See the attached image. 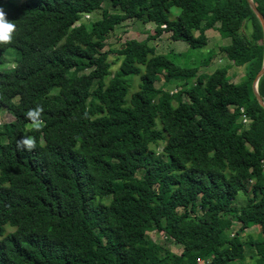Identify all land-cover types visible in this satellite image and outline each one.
<instances>
[{
    "label": "trees",
    "instance_id": "obj_1",
    "mask_svg": "<svg viewBox=\"0 0 264 264\" xmlns=\"http://www.w3.org/2000/svg\"><path fill=\"white\" fill-rule=\"evenodd\" d=\"M254 3L264 16V0ZM0 6L16 25L12 41L0 43V110L14 117L0 124V264H231L248 256L264 264V106L253 88L264 30L247 0ZM95 12L100 19L81 22ZM129 20L152 22L151 39L170 34L191 49L206 47V32L217 29L231 41L221 51L245 66L247 80L232 82L229 67L199 74L147 40L105 50ZM114 53L121 64L113 73ZM134 76L139 91L128 99ZM259 93L264 101V74ZM28 137L36 147L18 148ZM151 226L181 253L150 239ZM255 227L261 238L244 239Z\"/></svg>",
    "mask_w": 264,
    "mask_h": 264
},
{
    "label": "rangeland",
    "instance_id": "obj_2",
    "mask_svg": "<svg viewBox=\"0 0 264 264\" xmlns=\"http://www.w3.org/2000/svg\"><path fill=\"white\" fill-rule=\"evenodd\" d=\"M178 13L179 10L173 9L171 19H176ZM101 16V12H95L93 14L84 15L81 22L91 25V23L100 19ZM155 27V24L152 22L145 23L143 21L138 20L126 21L122 25H119L116 30L110 34L106 41L105 50H119L123 46V44L130 39H136L139 41L147 40L150 46L156 48L158 54H165L170 56L174 55L173 58L176 63L187 68L197 67L199 68V74H212L217 69L229 67L230 69L228 76L232 82L240 84L247 80L245 66L233 65V63L229 61V59L221 51V47L229 45L231 41L229 39H223L217 29H212L206 32V35L209 40L208 45L206 47L202 49H191L189 45L184 41H173L170 37V34H164L159 39H151L152 36L155 34ZM211 56V62L208 66H205L204 61L209 59ZM109 60L112 63V72L114 73L118 70L121 64V59L119 58L118 54L114 53L110 55ZM8 62L9 68L15 66V63H13L10 58H8ZM161 78L163 80L162 76ZM128 80L130 82V91L128 94V99H130L134 93L139 91V85L141 81L140 76L129 77ZM182 85L183 83H179L165 87L166 90L170 92H176L177 90H180ZM162 86V82L157 83V87ZM13 120L14 117L12 114H10L4 109L0 110V124L8 123ZM159 150L161 151L162 147H160ZM245 200L246 198L244 194L241 193L239 195V199L235 202V206L237 208H240L244 204ZM242 236L244 239H247V236L261 238V228L255 227L251 230L244 231ZM148 237L156 242H166L167 246L174 253L180 254L182 251L181 246L174 243L173 241H167L166 236L163 234V232L159 231L155 226H151L149 228ZM237 259L231 264H255L254 259H251L250 256H248L247 259H245V261L243 262L240 261L239 257Z\"/></svg>",
    "mask_w": 264,
    "mask_h": 264
},
{
    "label": "clouds",
    "instance_id": "obj_3",
    "mask_svg": "<svg viewBox=\"0 0 264 264\" xmlns=\"http://www.w3.org/2000/svg\"><path fill=\"white\" fill-rule=\"evenodd\" d=\"M16 31V25L12 22L6 20V13L2 6H0V43H10L12 41V35ZM40 109L30 110L27 115L29 118H35ZM39 127V125H36ZM18 148H27L28 150H32L36 147V142L33 138L28 137L24 138L20 141H17Z\"/></svg>",
    "mask_w": 264,
    "mask_h": 264
},
{
    "label": "water",
    "instance_id": "obj_4",
    "mask_svg": "<svg viewBox=\"0 0 264 264\" xmlns=\"http://www.w3.org/2000/svg\"><path fill=\"white\" fill-rule=\"evenodd\" d=\"M247 1L249 2V5L252 8V10L255 12V14L259 18V20H260V22L262 24L263 30H264V16H263V14L258 10L256 4L254 3V0H247ZM263 74H264V65L262 67V70L257 75V77H256V79L254 81V85H253L254 92H255V94L257 96L258 101L260 102V104L262 106H264V101H263V99H262V97L260 96V93H259V81H260V79H261Z\"/></svg>",
    "mask_w": 264,
    "mask_h": 264
},
{
    "label": "built area",
    "instance_id": "obj_5",
    "mask_svg": "<svg viewBox=\"0 0 264 264\" xmlns=\"http://www.w3.org/2000/svg\"><path fill=\"white\" fill-rule=\"evenodd\" d=\"M244 121L246 122V121H247V119H244Z\"/></svg>",
    "mask_w": 264,
    "mask_h": 264
}]
</instances>
